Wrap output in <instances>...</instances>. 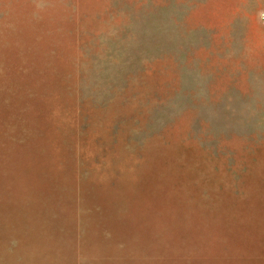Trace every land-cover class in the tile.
Returning a JSON list of instances; mask_svg holds the SVG:
<instances>
[{"label":"rangeland","instance_id":"374dc122","mask_svg":"<svg viewBox=\"0 0 264 264\" xmlns=\"http://www.w3.org/2000/svg\"><path fill=\"white\" fill-rule=\"evenodd\" d=\"M0 264H264V0H0Z\"/></svg>","mask_w":264,"mask_h":264},{"label":"crops","instance_id":"0c3cea01","mask_svg":"<svg viewBox=\"0 0 264 264\" xmlns=\"http://www.w3.org/2000/svg\"><path fill=\"white\" fill-rule=\"evenodd\" d=\"M25 261H30V262H45V261H51V260H33V259H27Z\"/></svg>","mask_w":264,"mask_h":264}]
</instances>
